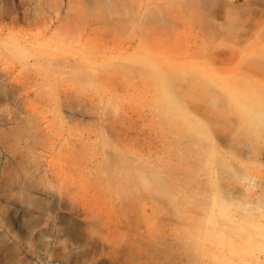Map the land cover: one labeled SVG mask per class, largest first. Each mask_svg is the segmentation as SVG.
<instances>
[{
	"label": "rangeland",
	"instance_id": "1",
	"mask_svg": "<svg viewBox=\"0 0 264 264\" xmlns=\"http://www.w3.org/2000/svg\"><path fill=\"white\" fill-rule=\"evenodd\" d=\"M234 83L264 105V0H0V264H205L264 214Z\"/></svg>",
	"mask_w": 264,
	"mask_h": 264
},
{
	"label": "bare ground",
	"instance_id": "2",
	"mask_svg": "<svg viewBox=\"0 0 264 264\" xmlns=\"http://www.w3.org/2000/svg\"><path fill=\"white\" fill-rule=\"evenodd\" d=\"M237 87L236 83L231 85L225 99L232 105L236 116L245 121L244 135L253 138L264 137L262 100L239 93ZM211 151L215 153L216 150L212 148ZM217 152L220 153L219 150ZM209 155L211 156V152ZM222 157V160L226 159L225 156ZM210 186L213 188L212 182ZM249 208L248 202L244 200L238 207L240 212L233 219L228 218V225L222 227L219 235L213 226L207 230L208 249L205 264H264V214ZM218 247L220 250H217Z\"/></svg>",
	"mask_w": 264,
	"mask_h": 264
}]
</instances>
